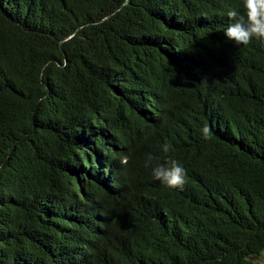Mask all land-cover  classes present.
<instances>
[{"label": "trees", "instance_id": "16d2710c", "mask_svg": "<svg viewBox=\"0 0 264 264\" xmlns=\"http://www.w3.org/2000/svg\"><path fill=\"white\" fill-rule=\"evenodd\" d=\"M264 0H0V264H264Z\"/></svg>", "mask_w": 264, "mask_h": 264}, {"label": "rangeland", "instance_id": "374dc122", "mask_svg": "<svg viewBox=\"0 0 264 264\" xmlns=\"http://www.w3.org/2000/svg\"><path fill=\"white\" fill-rule=\"evenodd\" d=\"M263 261H264V257H263V259H262Z\"/></svg>", "mask_w": 264, "mask_h": 264}]
</instances>
